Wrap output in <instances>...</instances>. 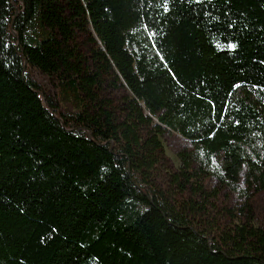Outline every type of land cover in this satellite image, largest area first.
<instances>
[{"label": "trees", "instance_id": "obj_1", "mask_svg": "<svg viewBox=\"0 0 264 264\" xmlns=\"http://www.w3.org/2000/svg\"><path fill=\"white\" fill-rule=\"evenodd\" d=\"M26 63L123 94L63 112ZM167 130L182 203L148 183ZM205 177L264 191V0H0V264H264L263 228L201 222Z\"/></svg>", "mask_w": 264, "mask_h": 264}, {"label": "rangeland", "instance_id": "obj_2", "mask_svg": "<svg viewBox=\"0 0 264 264\" xmlns=\"http://www.w3.org/2000/svg\"><path fill=\"white\" fill-rule=\"evenodd\" d=\"M88 38L81 37L79 39V48L87 51ZM26 71L28 75L35 80L41 88V92L45 97H51L56 100L59 108L63 112H75L79 109L77 106L81 100L87 103V111L92 112L95 107V98H112L114 101L118 100L119 96L123 94V90H114L112 85L106 89L93 88V98L81 93L78 97L68 91L69 96L63 98L62 93L57 88L56 82L46 73L39 68L27 64ZM115 102V103H116ZM163 145L161 164L159 168L155 169L148 177V183L155 188L156 193L162 197L167 198L169 201L182 203L184 200L193 198L191 191L182 192L177 188L176 184L171 181V174L181 171L183 165L179 153L190 146V142L180 134L167 130L161 137ZM139 179H142L140 175ZM197 181V180H196ZM200 182L207 184V189L210 191L218 190V195L211 200L216 207L213 211L205 215L201 222L205 223L208 228H215V231L224 225H244L249 224L255 227L264 229V191L256 194L252 200L245 205L244 201L240 198L239 194L233 192L228 188L219 187L218 182L212 177H205L200 179ZM194 186L198 185L197 182L193 183ZM143 185H148L143 182ZM150 187V186H149ZM243 206V207H242ZM242 207V208H241Z\"/></svg>", "mask_w": 264, "mask_h": 264}, {"label": "snow or ice", "instance_id": "obj_3", "mask_svg": "<svg viewBox=\"0 0 264 264\" xmlns=\"http://www.w3.org/2000/svg\"><path fill=\"white\" fill-rule=\"evenodd\" d=\"M228 47L234 49L236 46L234 44H230V45H228Z\"/></svg>", "mask_w": 264, "mask_h": 264}, {"label": "water", "instance_id": "obj_4", "mask_svg": "<svg viewBox=\"0 0 264 264\" xmlns=\"http://www.w3.org/2000/svg\"><path fill=\"white\" fill-rule=\"evenodd\" d=\"M27 66V63L25 64V66L24 67H26Z\"/></svg>", "mask_w": 264, "mask_h": 264}]
</instances>
